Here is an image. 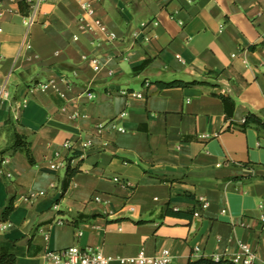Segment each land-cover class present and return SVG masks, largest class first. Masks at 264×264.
I'll return each instance as SVG.
<instances>
[{
	"label": "crops",
	"instance_id": "obj_1",
	"mask_svg": "<svg viewBox=\"0 0 264 264\" xmlns=\"http://www.w3.org/2000/svg\"><path fill=\"white\" fill-rule=\"evenodd\" d=\"M29 9L0 0V241L16 264L72 245L109 264L230 260L239 242L264 264V135L241 126L264 120V0H39L26 25ZM174 80L200 83L157 84Z\"/></svg>",
	"mask_w": 264,
	"mask_h": 264
},
{
	"label": "built area",
	"instance_id": "obj_2",
	"mask_svg": "<svg viewBox=\"0 0 264 264\" xmlns=\"http://www.w3.org/2000/svg\"><path fill=\"white\" fill-rule=\"evenodd\" d=\"M39 0H27V4L29 5V10L27 13L24 14V23L26 25H29L31 22H33V16L34 12L38 6ZM81 9L88 15L92 14V6L89 2H81L80 3ZM100 29L104 30V27H102L98 21H96ZM156 24V22L154 23ZM109 39H112V35L108 34ZM232 57L235 56V54L231 55ZM50 82L47 83H41L39 84V87L41 89H45ZM6 86L3 84L0 88V98L1 97H7L8 93L5 89ZM136 96L141 97V93H135ZM23 104H25V100L22 101ZM124 113H122L123 115ZM118 130H121V128H118ZM66 147L69 145L67 143L64 144ZM51 167H54L51 165ZM5 176H9L8 173H6ZM201 204L204 206L206 203L202 199H200ZM224 212V210H222ZM194 215H197L196 212H194ZM8 226L6 223L0 224V229H4ZM81 232H78V235H80ZM239 251L234 253L230 259L235 264H256L255 263V254L250 249V247L242 242L238 243ZM170 253L167 249H161L158 253L155 255H145L143 253H137L136 255L130 256V257H123L118 258L117 261L120 264H168L170 262ZM214 260H219L217 258H213ZM113 260L112 257L105 255L102 253L100 249L97 248H91V247H77V246H68L61 249H46L42 253L41 256V263L40 264H109Z\"/></svg>",
	"mask_w": 264,
	"mask_h": 264
},
{
	"label": "trees",
	"instance_id": "obj_3",
	"mask_svg": "<svg viewBox=\"0 0 264 264\" xmlns=\"http://www.w3.org/2000/svg\"><path fill=\"white\" fill-rule=\"evenodd\" d=\"M21 11L24 10V7L22 8V5H20ZM147 61H145L140 67H143L144 64ZM200 83L199 81H191V82H183V81H170V82H157L158 86L160 87H174V86H185V85H190V84H198ZM219 97L222 100L223 106H224V112L226 119H229L232 115V111L234 108V102L232 99H230L227 96L219 95ZM241 126L243 129L246 127H253L256 129V131L262 135H264V120L258 117L257 115L253 113H248L244 118L241 123ZM12 151L15 150H22L28 162L32 163V157L30 155V151L28 149L27 142L25 141L24 136H21L17 133H15L14 136V142L11 145L10 148ZM73 155V154H72ZM69 160L70 158H67V163H66V168H65V174L63 179L61 180V191H60V196L64 193L66 187L69 184L70 178L73 176V174L76 172L75 168H71L69 165ZM245 165V164H242ZM12 210V205L9 204L5 209H4V216L9 214V212ZM173 214L175 215H182L179 212L172 211ZM86 216L82 214H78L77 218H84ZM0 264H16V256L13 252V243L11 241H0ZM186 264H235L232 261L228 259H219V260H214L213 258H208V257H199L194 260H188Z\"/></svg>",
	"mask_w": 264,
	"mask_h": 264
}]
</instances>
